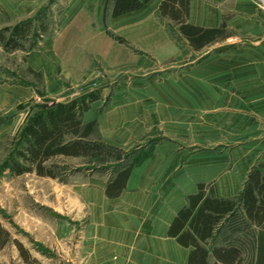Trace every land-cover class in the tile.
Instances as JSON below:
<instances>
[{
  "label": "crops",
  "instance_id": "obj_1",
  "mask_svg": "<svg viewBox=\"0 0 264 264\" xmlns=\"http://www.w3.org/2000/svg\"><path fill=\"white\" fill-rule=\"evenodd\" d=\"M58 1L0 0V23L5 27L12 26L34 17L41 9L54 12L60 7ZM162 1L152 0L137 12L115 18L111 10L105 12L107 0H69L62 15L65 21L59 35L44 39L38 49L27 55V66L44 74L46 95L52 102H70L75 95L83 96L96 89L102 90L100 99L92 104L83 117L85 124L97 122L101 140L126 150L148 142L145 148L133 156L134 169L120 198L128 191H134L139 201L151 204V208L142 211L154 215L144 223L55 229L57 249L66 242L67 236L62 235L65 231L71 235L80 231L76 243L70 237V264H174L176 253L185 256L179 264H188L190 249L182 247L177 239L169 238L168 231L180 209L187 204L189 195L196 194L199 185L206 184L213 188L217 197L231 199L243 191L249 172L255 166L264 164V6L261 2L234 0L232 5L227 6V0H190L189 24L213 29L225 22L232 34L226 40L199 51L194 50L188 41L180 40L191 53L189 63L185 66L189 81L187 96L190 119L193 124L202 122L208 127L217 121L215 125L227 127L226 132L236 135L234 139L237 143L225 147V150L229 149L222 155V162L218 163L215 150L208 147L202 151L205 156H194L198 159L191 165L183 163L176 175L183 177L182 182L174 189L165 182L170 170L168 162L173 161L174 165L183 159L184 154L178 148V139L168 141L160 131L166 130V124L167 128L169 124L176 127L175 123L181 122V117L175 114L173 118L165 117L166 111L161 103L156 108H149L146 101L149 92L146 91H116L108 95L107 91L113 83L100 80V74L93 67L83 69L70 63L58 49L59 40L70 29V24L75 23L80 12L89 7L92 26L97 30L102 31L106 22L110 29L122 31L127 27L128 20H134L138 21L139 32L146 29L145 35L156 34L160 23L165 24L166 28L170 25V21L162 17ZM229 42L233 44L232 47L211 50L213 46ZM174 44L157 41L140 47V50L160 51L162 48L176 47ZM174 53L176 58L177 53ZM109 58V55L99 57L106 71L110 70ZM131 62H134L132 67H136L143 60L128 55L126 61L117 62V65L124 64L130 68ZM111 76L108 75L106 79ZM215 78L225 81L210 86ZM93 85L98 87L93 88ZM69 90L70 94H67ZM165 94L158 92L154 96L165 97ZM166 95L178 98L179 92L172 90ZM30 97L36 99L35 92ZM143 98L144 109L138 102ZM108 99L110 103L106 104ZM174 102L179 103L176 100ZM202 157L209 161L199 162ZM39 257L42 264H47L43 262V256ZM65 259V256L57 257L56 264Z\"/></svg>",
  "mask_w": 264,
  "mask_h": 264
},
{
  "label": "rangeland",
  "instance_id": "obj_2",
  "mask_svg": "<svg viewBox=\"0 0 264 264\" xmlns=\"http://www.w3.org/2000/svg\"><path fill=\"white\" fill-rule=\"evenodd\" d=\"M68 1L59 0L60 7L54 12L50 9L42 11L40 20L48 25V30L46 33L42 32L44 33L43 38L38 41L36 49L42 45L44 39L55 38L62 31L65 21L62 15ZM257 1L264 6V0ZM233 2L234 0H227L226 5L230 6ZM38 13L28 19L37 18ZM0 17H2L1 12ZM25 21L27 20L20 22ZM41 21L40 23L34 22V24L40 26ZM136 23L138 21L128 20L125 29L114 31L105 22L103 30L100 31L92 26L91 8H84L75 23L70 24V29L59 40L58 49L70 63L83 69L93 67L100 74V80L113 83L107 91L108 95L116 91L140 93L146 91L149 92L146 100L149 108H156L161 103L166 111L165 117L173 118L174 114L181 117V122L175 123L176 127L169 124L170 127L167 128L168 124H166V130L160 131L164 133L168 141L178 139L180 141L178 148L184 154L183 159L175 162L174 165L173 161L168 162L170 170L165 182L167 181L170 188L174 189L182 182L183 177H176V175L183 163L187 166L188 163L191 165L195 159H198L196 158L198 154L204 155L202 151L207 150L208 147L215 150L218 163L222 162L224 160L222 155L229 149L225 150V147L237 143L234 139L236 135L226 132L227 127L215 125L217 121L209 127L202 122H198L199 125L192 123L191 113L188 110L189 81L185 67L191 55L188 46L184 47L182 42L173 35L171 25L166 28L165 24L160 23L156 34L145 35L146 29L139 32L140 28ZM16 24L6 27H13ZM6 27L0 23V30ZM31 40L29 39L28 43L25 42V50L10 52L0 47V224L10 233V238L5 245H2L5 241L4 236L0 239V264H27L21 255L19 243L29 252L31 261L37 260L42 264L38 257L43 256V262L56 264L57 257L65 256V261L63 260L60 264H70L68 256L72 252L70 237L76 243L80 231L72 235L65 231L62 235L67 236L66 242L64 241L62 248L57 249V242L54 239L55 229L144 223L149 221L154 214L142 211L148 207L151 208V204L139 201L134 191H128L122 198L120 196L118 199L109 198L106 195V188L110 180L114 178L116 169L106 168L98 163L89 165V158L67 159L62 157L56 160V164L64 169L60 170L62 175L59 179L40 177L35 172L17 176L11 172L10 163L14 159L16 149L20 147L16 137L21 134L22 128L36 111V106L51 101L46 95L44 74L37 73L27 66V50L33 44ZM157 41L173 42L176 47L162 48L160 51L140 50V47L149 46ZM232 45L229 42L213 46L211 50L227 49ZM212 51L209 52L212 53ZM174 52L177 53L176 58ZM104 55L111 56L109 71H106L99 62V57ZM128 55L130 58L137 57L143 62L136 67H132L134 62H131L130 68L125 67L124 64L118 66L117 62L126 61ZM108 75L112 76L106 79ZM221 80L225 81L215 78L210 86L219 84ZM92 87L97 88L98 86L93 85ZM172 90L179 92L178 98L166 95ZM33 92L36 94L34 100L30 97ZM158 92H165V97L154 96ZM91 93H96L101 97L102 90L96 89ZM67 94H70V90ZM75 97L80 96L75 95ZM174 100L179 103L177 104ZM140 101H138L142 104L140 107L144 109V98ZM109 103L108 99L106 104ZM172 106H175L174 109ZM176 106L179 107L178 110ZM99 131L97 128L90 140L102 142ZM103 142L109 144L106 141ZM146 144L148 142L136 145L130 150L118 145H109L123 150L133 158L137 151L145 148ZM202 161L208 162L209 160L202 157L199 162ZM224 233L225 230L220 233V236ZM39 246L41 248L37 249ZM42 252L45 254L43 255ZM184 257L176 253L173 258L174 264H179ZM49 258L52 260L50 261ZM170 261L172 263L171 258Z\"/></svg>",
  "mask_w": 264,
  "mask_h": 264
},
{
  "label": "trees",
  "instance_id": "obj_3",
  "mask_svg": "<svg viewBox=\"0 0 264 264\" xmlns=\"http://www.w3.org/2000/svg\"><path fill=\"white\" fill-rule=\"evenodd\" d=\"M150 1L107 0L105 12L111 10L112 17L116 18L137 12ZM189 8L190 0H163L160 5L162 17L170 21L177 39L188 41L199 51L231 37L225 22L213 29L189 24ZM43 10L35 19L1 29L0 47L10 52L25 50L24 44L32 39L27 53L35 50L48 30V25L40 20ZM40 21V26L34 24ZM99 99L96 93H89L70 102L49 101L36 106L16 137L20 147L10 163L11 172L16 176L35 172L40 177L59 179L60 170L64 169L56 160L89 158V165L98 163L116 169L106 195L118 199L127 188L133 162L131 155L123 150L103 141L90 140L98 128L97 122L85 124L83 117ZM246 179L243 191L231 199L217 197L206 184L199 185L198 192L189 195L187 204L180 209L168 231L169 238L177 239L182 247L190 249L188 264H264V164L255 166ZM223 230L225 233L220 236ZM2 236L5 238L2 245H5L10 233L0 224V239ZM18 247L27 264H40L37 260L31 261L21 243Z\"/></svg>",
  "mask_w": 264,
  "mask_h": 264
}]
</instances>
